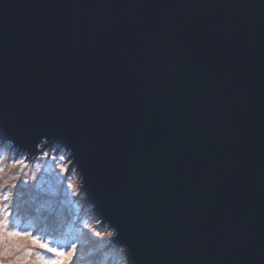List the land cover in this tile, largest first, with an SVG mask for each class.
<instances>
[{
    "label": "water",
    "instance_id": "1",
    "mask_svg": "<svg viewBox=\"0 0 264 264\" xmlns=\"http://www.w3.org/2000/svg\"><path fill=\"white\" fill-rule=\"evenodd\" d=\"M0 141L71 150L129 264H264V0H0Z\"/></svg>",
    "mask_w": 264,
    "mask_h": 264
},
{
    "label": "rangeland",
    "instance_id": "2",
    "mask_svg": "<svg viewBox=\"0 0 264 264\" xmlns=\"http://www.w3.org/2000/svg\"><path fill=\"white\" fill-rule=\"evenodd\" d=\"M44 153H47V156ZM61 155H64L67 160V153L52 148L51 150H44L35 158H30L25 152L17 153V149L12 145L0 141V168H3V172H0V186H10L17 183V176L28 180L30 185H21V191L17 193L19 212L15 217L16 223L22 229L28 227L29 230L33 231L34 228H39L42 233L47 234L46 222H50L49 236L46 238L59 237L60 240L68 242L76 238L77 232L73 230V219L79 220L81 226L78 235L81 233L84 238V241L81 242L83 253L89 252V254H85L89 257L85 264H98L97 261L99 264H122V257L115 247L107 244L109 239L107 233L111 231V228L109 225H103L92 207L85 201V197L79 188L80 181L75 173V168L71 169L69 173H63L58 167V165L64 164L70 169L71 161L60 160ZM14 160L23 163L13 166ZM37 165L42 169L39 173H36ZM33 173L37 175L34 184L31 181ZM68 183H72L76 187L70 190L67 188ZM52 211H55L58 218L55 222L51 218L46 219L49 212ZM85 224L87 227L84 226ZM70 226L72 227L69 229ZM83 230H86L88 234L82 233ZM71 231L74 233L72 234ZM95 232H100L101 236L97 237ZM65 233L72 239L64 236ZM34 234H38L37 231ZM39 235L43 237L42 234ZM96 241L99 247L94 245ZM28 248L32 251L31 261H35L36 253L40 250L30 244H28ZM25 255V249L17 251L15 248L12 249L10 255H4L3 245H0V263L24 264V260L17 259V256L25 257Z\"/></svg>",
    "mask_w": 264,
    "mask_h": 264
},
{
    "label": "snow or ice",
    "instance_id": "3",
    "mask_svg": "<svg viewBox=\"0 0 264 264\" xmlns=\"http://www.w3.org/2000/svg\"><path fill=\"white\" fill-rule=\"evenodd\" d=\"M49 145L48 139H44L42 142L36 143L35 147L43 149ZM47 156V153H44ZM73 158V153L68 150V157L61 155L60 160L70 161ZM55 159V157H53ZM23 163L22 161H13V166L16 164ZM61 172L69 173L71 169L66 167L64 164L58 165ZM41 167L37 165L36 173L41 171ZM0 172H3V168H0ZM37 179L35 173L31 176V181L34 182ZM17 183L11 184L10 186H0V245H3V254L10 255L13 248L17 251L21 249L26 250L25 257L17 256V259H23L24 264H30L32 251L28 248V244L32 247L39 249L36 253L35 261H31V264H77L79 260V244L77 240L73 239L68 242L58 243L57 246H52L51 241L44 239L39 234H34L28 227L21 228L16 223L15 217L19 212L17 206V193L21 191V185L30 186L29 181L22 179L20 176L16 177ZM83 183L79 186L80 191L84 189ZM76 186L72 183L67 184L68 189H74ZM16 190V191H13ZM44 195V194H41ZM51 218L55 222L58 218L56 217L55 211L49 212L46 219ZM87 227V224L84 225ZM97 237L101 236L100 232L94 233ZM109 239L108 245L115 247L116 251L122 257V264H129L130 248L126 243H117L120 238V232L118 227H111V231L107 233ZM27 242V243H25Z\"/></svg>",
    "mask_w": 264,
    "mask_h": 264
},
{
    "label": "trees",
    "instance_id": "4",
    "mask_svg": "<svg viewBox=\"0 0 264 264\" xmlns=\"http://www.w3.org/2000/svg\"><path fill=\"white\" fill-rule=\"evenodd\" d=\"M46 224H47V226H46V228H47V234L46 233H42L41 232V230L39 229V228H34V231H37V233L38 234H42L44 237H47V236H49V230H50V222H46ZM57 225H59L58 223H57ZM80 226H81V221H79V220H74V227H73V230L74 231H76L77 233H76V238H75V240H78V244H79V253H80V255H79V260L81 261V262H83V261H87V259L89 258L88 257V255H85V254H89V252H87V253H83V246H82V241H84V238L81 236V233H80V235H78V232H79V230H80ZM68 229V228H67ZM67 231V230H66ZM66 231H64V232H66ZM74 231H71V233L73 234L74 233ZM82 233H84L85 235H87L88 234V232L86 231V230H83L82 231ZM64 236H66V234H63ZM94 245L95 246H97V247H99L98 246V244H97V241L94 243ZM96 247V248H97ZM96 248H94V249H96ZM93 249V250H94ZM87 251V250H86ZM21 260V259H20ZM79 260L77 261V264H79L80 262H79ZM4 261V260H3ZM23 261V260H22ZM34 261V260H33ZM97 261V260H96ZM24 262V261H23ZM96 263H98L99 264V262L97 261ZM6 264H12V263H9V262H7Z\"/></svg>",
    "mask_w": 264,
    "mask_h": 264
},
{
    "label": "bare ground",
    "instance_id": "5",
    "mask_svg": "<svg viewBox=\"0 0 264 264\" xmlns=\"http://www.w3.org/2000/svg\"><path fill=\"white\" fill-rule=\"evenodd\" d=\"M91 264V263H90Z\"/></svg>",
    "mask_w": 264,
    "mask_h": 264
}]
</instances>
